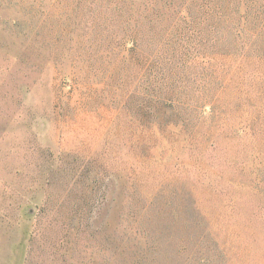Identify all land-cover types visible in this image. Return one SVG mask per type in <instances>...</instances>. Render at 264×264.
Instances as JSON below:
<instances>
[{
	"label": "rangeland",
	"instance_id": "1",
	"mask_svg": "<svg viewBox=\"0 0 264 264\" xmlns=\"http://www.w3.org/2000/svg\"><path fill=\"white\" fill-rule=\"evenodd\" d=\"M160 5L0 0V264H264L259 80Z\"/></svg>",
	"mask_w": 264,
	"mask_h": 264
},
{
	"label": "trees",
	"instance_id": "2",
	"mask_svg": "<svg viewBox=\"0 0 264 264\" xmlns=\"http://www.w3.org/2000/svg\"><path fill=\"white\" fill-rule=\"evenodd\" d=\"M165 26H232L236 28L243 65L252 66L259 80L256 88L259 109L255 116L257 126L253 132L264 136V0H160ZM243 11H242V8ZM217 38V37H216ZM166 90L167 99L176 103L190 102L186 94L177 95ZM181 100H180V99ZM183 101V102H182ZM264 164V163H263ZM252 183H264V175L257 172Z\"/></svg>",
	"mask_w": 264,
	"mask_h": 264
}]
</instances>
